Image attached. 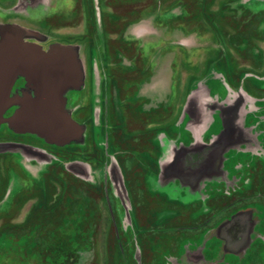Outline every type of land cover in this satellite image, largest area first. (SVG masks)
I'll use <instances>...</instances> for the list:
<instances>
[{
	"label": "rangeland",
	"instance_id": "1",
	"mask_svg": "<svg viewBox=\"0 0 264 264\" xmlns=\"http://www.w3.org/2000/svg\"><path fill=\"white\" fill-rule=\"evenodd\" d=\"M4 23L78 47L83 135L57 158L0 150V264H191L198 243L201 264H264V0H0ZM191 144L202 184L164 185ZM245 208L253 244L222 256L211 236Z\"/></svg>",
	"mask_w": 264,
	"mask_h": 264
},
{
	"label": "water",
	"instance_id": "2",
	"mask_svg": "<svg viewBox=\"0 0 264 264\" xmlns=\"http://www.w3.org/2000/svg\"><path fill=\"white\" fill-rule=\"evenodd\" d=\"M36 36L15 24H0V125L16 133H30L48 143L63 146L80 140L83 127L65 108L67 90L80 88L83 82L78 47L54 43L47 49L26 40ZM23 77L35 93L11 98L18 77ZM16 108L8 115L5 112ZM12 149L0 144V150Z\"/></svg>",
	"mask_w": 264,
	"mask_h": 264
},
{
	"label": "crops",
	"instance_id": "3",
	"mask_svg": "<svg viewBox=\"0 0 264 264\" xmlns=\"http://www.w3.org/2000/svg\"><path fill=\"white\" fill-rule=\"evenodd\" d=\"M189 133L191 135V139L195 141L199 139L197 136L195 138L194 136L195 134H193L194 132L189 131ZM191 145H192V148H190L188 151L184 148L183 150L180 151V148L176 147V149L173 150L172 154H169L168 156L164 158V164L158 167L159 168L158 174L161 175L162 167H166V168L172 167V171L170 172V174L163 172L165 175L166 174L168 175L162 181L164 185L170 186L172 181L175 184L180 185L179 181H177L178 177L182 179L183 183H189L192 185L191 186L192 188L190 190H195L197 187H199L202 184L203 176L205 174L203 175L201 173H202V169L205 167V165H207V162L205 161L203 162V160H200L198 161V164H197L196 162L197 159H195V156L196 154H199L200 152H202L203 146L195 145V144H191ZM225 153L226 152L223 149L221 154H219L218 156H215V158L213 156L214 160H213V163H211L212 165L211 169H214L215 172L219 168V161L225 155ZM199 169H201V172L198 171ZM131 203H133L132 199H131ZM229 218H230V221L227 222V224L224 223L225 225H222L221 227L218 228V230L220 229L221 231L225 228L222 231V236L218 238L211 236V238L215 244H218L219 252L222 256L241 257L250 250L253 244L255 235H256V228L260 224V220H259V217H257L255 212L251 208H245V209L236 211L232 213L231 215H229ZM200 247H201L200 243H198L193 248L194 253L197 250L198 256L193 260L191 264H201L202 252H201ZM238 248H241L239 250L240 255H236L231 252V249L236 251ZM135 257L137 258V254L135 255ZM157 258H160V256H157ZM179 261L182 262V259H180ZM155 263L163 264V261L156 260Z\"/></svg>",
	"mask_w": 264,
	"mask_h": 264
},
{
	"label": "flooded vegetation",
	"instance_id": "4",
	"mask_svg": "<svg viewBox=\"0 0 264 264\" xmlns=\"http://www.w3.org/2000/svg\"><path fill=\"white\" fill-rule=\"evenodd\" d=\"M25 92H29L33 97H35V93L32 90V88L28 85V83L26 82V80L23 77H18L12 88L10 91V96L11 98H23L24 97V93ZM70 90H67L64 94L65 99H68V95H69ZM67 101V100H66ZM67 106V102L65 107ZM16 108V106L11 107L10 109H8L5 112V116H8L14 109ZM6 125V124H4ZM13 131V130H12ZM14 132V131H13ZM14 136L12 135L11 138L3 141V142H10L12 143L13 146H16L17 149H11L7 152L12 153V152H19V153H24V151H27L26 153L29 154L30 157H34L32 156V154L36 155L35 158H37V152H44L48 155H50L53 158H57L56 152L58 149H61L63 146H59L56 144H52V143H48L44 138L39 137L35 134H30V133H13ZM52 159H50L51 161ZM72 167V165H71Z\"/></svg>",
	"mask_w": 264,
	"mask_h": 264
}]
</instances>
